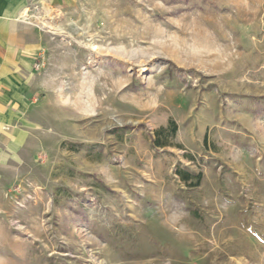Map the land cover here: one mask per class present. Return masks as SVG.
Listing matches in <instances>:
<instances>
[{"label":"rangeland","instance_id":"rangeland-1","mask_svg":"<svg viewBox=\"0 0 264 264\" xmlns=\"http://www.w3.org/2000/svg\"><path fill=\"white\" fill-rule=\"evenodd\" d=\"M19 19L37 127L0 188V264H264V0H26Z\"/></svg>","mask_w":264,"mask_h":264},{"label":"crops","instance_id":"crops-1","mask_svg":"<svg viewBox=\"0 0 264 264\" xmlns=\"http://www.w3.org/2000/svg\"><path fill=\"white\" fill-rule=\"evenodd\" d=\"M26 0H0V188L21 166L34 120L40 44L27 39L19 19ZM25 14V13H24Z\"/></svg>","mask_w":264,"mask_h":264},{"label":"trees","instance_id":"trees-1","mask_svg":"<svg viewBox=\"0 0 264 264\" xmlns=\"http://www.w3.org/2000/svg\"><path fill=\"white\" fill-rule=\"evenodd\" d=\"M177 130L176 124L171 121L166 127H161L154 132L153 146L154 147H165L167 144L161 142L162 136L167 137L168 135L173 136Z\"/></svg>","mask_w":264,"mask_h":264}]
</instances>
